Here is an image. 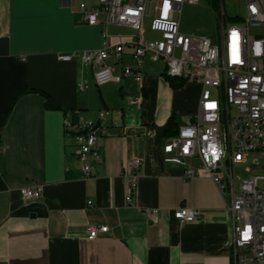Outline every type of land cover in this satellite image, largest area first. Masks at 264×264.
<instances>
[{
	"label": "crops",
	"instance_id": "obj_1",
	"mask_svg": "<svg viewBox=\"0 0 264 264\" xmlns=\"http://www.w3.org/2000/svg\"><path fill=\"white\" fill-rule=\"evenodd\" d=\"M99 2L0 0V264H235L229 192L222 196L209 178L185 179V166L167 163L163 151L175 137L166 136L168 119L192 120L201 85L173 89L164 65L147 58L142 89L131 78L97 86L93 66L77 56L62 60L100 49L105 33L110 42L135 36L130 28L85 24L80 7ZM149 23L147 15L144 37L157 38ZM108 63L115 73L133 65L128 52ZM32 90L46 93L54 108ZM139 94L136 109L128 102ZM103 110L111 114L100 121ZM74 115L100 122L105 132L89 179L81 175L75 134L64 127ZM134 157L143 165L130 206L122 173ZM35 185L42 197L23 200L21 190ZM183 206L201 218L180 224L172 214ZM142 208L159 210L160 223L153 225ZM88 226L109 230L89 240Z\"/></svg>",
	"mask_w": 264,
	"mask_h": 264
},
{
	"label": "built area",
	"instance_id": "obj_2",
	"mask_svg": "<svg viewBox=\"0 0 264 264\" xmlns=\"http://www.w3.org/2000/svg\"><path fill=\"white\" fill-rule=\"evenodd\" d=\"M202 1L100 0L92 10L81 6L79 15L85 24L116 25L133 29L136 34L127 40L110 42L105 33L100 49L68 54L62 60L77 56L84 64L93 66L97 86L121 84L125 78H131L142 89L147 58L163 64L167 77L201 85L198 113L165 143L166 162L184 165L185 179L209 178L222 196L229 192L234 263L264 264V166L260 162L264 160V0H246L245 15L237 25H225L223 10L219 42L181 31L179 16L184 8L199 6ZM147 15L149 31L157 38L143 35ZM102 16L104 20H100ZM126 52L133 65L123 66L115 73L108 63L109 57L119 61ZM142 100L139 94L130 98L128 104L140 109ZM110 114L100 111L99 120L108 119ZM64 127L75 134L83 179L91 178L93 162L101 161L95 143L105 133L104 128L100 122L72 125L71 120H66ZM190 160L197 164H189ZM142 165L143 160L134 157L123 168L128 190L126 202L130 206H134ZM242 165L246 166L248 177L240 181L236 190L233 169ZM21 194L25 201L37 200L42 197V188L26 187ZM142 211L153 225L160 223L159 210ZM172 216L186 224L199 220L201 212L183 206L174 210ZM165 217L169 220V212ZM108 230L107 226H88L87 238L94 240Z\"/></svg>",
	"mask_w": 264,
	"mask_h": 264
},
{
	"label": "rangeland",
	"instance_id": "obj_3",
	"mask_svg": "<svg viewBox=\"0 0 264 264\" xmlns=\"http://www.w3.org/2000/svg\"><path fill=\"white\" fill-rule=\"evenodd\" d=\"M221 3V2H220ZM212 0H203L199 6H186L180 18L181 29H188L189 34L211 38L219 42L221 36V20L217 11L212 6ZM246 0H222V7L225 13V25L240 24L241 18L245 15ZM198 107H195L191 114H197ZM235 115V111H233ZM253 156H251L252 159ZM264 166V160H260ZM235 188L238 190L240 181L246 179L248 174L245 166L233 169Z\"/></svg>",
	"mask_w": 264,
	"mask_h": 264
},
{
	"label": "trees",
	"instance_id": "obj_4",
	"mask_svg": "<svg viewBox=\"0 0 264 264\" xmlns=\"http://www.w3.org/2000/svg\"><path fill=\"white\" fill-rule=\"evenodd\" d=\"M212 4H213L212 5L213 8L217 11L218 18L221 19L222 12H223L222 0H212ZM164 78L169 83L170 87H172L173 89H179L185 85V81L183 79L170 78V77H167L166 75H164ZM32 92L42 94L46 98V106L48 108H54V105H53L50 97L46 93H44L40 90H32ZM71 122H72V125H77L79 123V121L77 120L75 115L72 117ZM181 125H182L181 119L178 118L176 115H172L168 119V121L165 125L166 136L169 138L176 136L178 134V131H179V128L181 127Z\"/></svg>",
	"mask_w": 264,
	"mask_h": 264
}]
</instances>
